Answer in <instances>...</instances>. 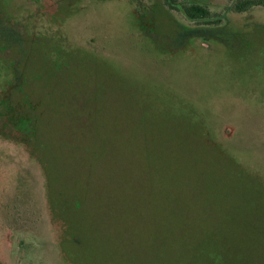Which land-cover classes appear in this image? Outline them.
I'll return each mask as SVG.
<instances>
[{"label":"rangeland","instance_id":"1","mask_svg":"<svg viewBox=\"0 0 264 264\" xmlns=\"http://www.w3.org/2000/svg\"><path fill=\"white\" fill-rule=\"evenodd\" d=\"M0 0V264H264V7Z\"/></svg>","mask_w":264,"mask_h":264},{"label":"trees","instance_id":"2","mask_svg":"<svg viewBox=\"0 0 264 264\" xmlns=\"http://www.w3.org/2000/svg\"><path fill=\"white\" fill-rule=\"evenodd\" d=\"M175 2L177 3L178 0H167V3L171 7L182 10L184 14L193 21L204 24H219L222 22V13L212 10L207 5L196 2H182L179 6H175L173 4ZM257 6L264 7V0H234L232 10L242 13Z\"/></svg>","mask_w":264,"mask_h":264}]
</instances>
